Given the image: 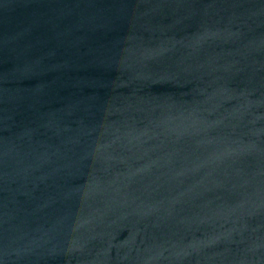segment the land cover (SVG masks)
Wrapping results in <instances>:
<instances>
[{
    "label": "water",
    "instance_id": "obj_1",
    "mask_svg": "<svg viewBox=\"0 0 264 264\" xmlns=\"http://www.w3.org/2000/svg\"><path fill=\"white\" fill-rule=\"evenodd\" d=\"M0 264H264V0H0Z\"/></svg>",
    "mask_w": 264,
    "mask_h": 264
}]
</instances>
